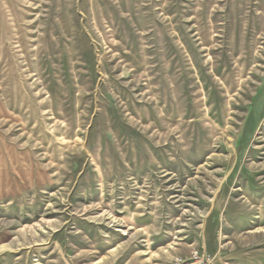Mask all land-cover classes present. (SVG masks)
I'll list each match as a JSON object with an SVG mask.
<instances>
[{
	"label": "rangeland",
	"instance_id": "rangeland-1",
	"mask_svg": "<svg viewBox=\"0 0 264 264\" xmlns=\"http://www.w3.org/2000/svg\"><path fill=\"white\" fill-rule=\"evenodd\" d=\"M264 264V0H0V264Z\"/></svg>",
	"mask_w": 264,
	"mask_h": 264
},
{
	"label": "built area",
	"instance_id": "built-area-1",
	"mask_svg": "<svg viewBox=\"0 0 264 264\" xmlns=\"http://www.w3.org/2000/svg\"><path fill=\"white\" fill-rule=\"evenodd\" d=\"M170 264H215V256L194 248L187 257H175Z\"/></svg>",
	"mask_w": 264,
	"mask_h": 264
},
{
	"label": "crops",
	"instance_id": "crops-1",
	"mask_svg": "<svg viewBox=\"0 0 264 264\" xmlns=\"http://www.w3.org/2000/svg\"><path fill=\"white\" fill-rule=\"evenodd\" d=\"M203 251H206L205 249H202ZM208 253H211L209 251H206ZM190 254V253H189ZM180 256V257H187L188 256V253L187 254H181V255H177V257Z\"/></svg>",
	"mask_w": 264,
	"mask_h": 264
}]
</instances>
